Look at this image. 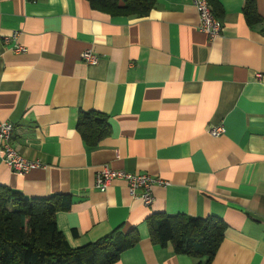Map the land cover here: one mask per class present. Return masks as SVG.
<instances>
[{
    "label": "crops",
    "instance_id": "crops-1",
    "mask_svg": "<svg viewBox=\"0 0 264 264\" xmlns=\"http://www.w3.org/2000/svg\"><path fill=\"white\" fill-rule=\"evenodd\" d=\"M253 1V24L245 0L209 2L223 26L209 40L189 0H156L143 17L86 0H0V121L14 124L19 153L43 164L18 175L0 153V185L69 195L55 222L72 248L134 228L138 242L115 264H194L151 242L154 213L218 217L226 229L210 264H264V0ZM85 50L96 64L80 59ZM82 111L107 117L109 135L92 148L76 130ZM217 125L224 132L210 136ZM102 166L165 183L145 206L123 181L95 189Z\"/></svg>",
    "mask_w": 264,
    "mask_h": 264
},
{
    "label": "trees",
    "instance_id": "trees-1",
    "mask_svg": "<svg viewBox=\"0 0 264 264\" xmlns=\"http://www.w3.org/2000/svg\"><path fill=\"white\" fill-rule=\"evenodd\" d=\"M92 9L111 16L143 17L156 0H86ZM215 6L214 0H208ZM242 13L248 24L260 18L253 0H245ZM76 130L89 148L109 135L106 115L80 112ZM71 198L55 194L27 198L0 185V264H115L120 253L134 246L139 236L121 226L94 242L72 248L58 230L55 214L68 210ZM149 238L155 245L170 244L174 253L188 255L194 264H210L223 238L226 224L218 217L154 213L147 217Z\"/></svg>",
    "mask_w": 264,
    "mask_h": 264
},
{
    "label": "built area",
    "instance_id": "built-area-1",
    "mask_svg": "<svg viewBox=\"0 0 264 264\" xmlns=\"http://www.w3.org/2000/svg\"><path fill=\"white\" fill-rule=\"evenodd\" d=\"M198 15V29L204 32L209 40H214L221 35L222 23L213 14L208 0H189ZM4 40H8L5 37ZM15 53L26 51L24 46L15 44L11 47ZM80 59L86 64L94 65L98 57L90 50L81 52ZM14 131V124L9 121H0V153L4 164L18 175L26 174L32 170L43 167L37 160H29L22 156L11 144V137ZM207 132L212 137H217L224 132L222 125L209 126ZM113 180L125 182L131 197L138 198L145 206L153 202L152 188L154 185H162L165 182L154 178L146 173H132L121 169H112L102 166L95 174L94 188L104 192Z\"/></svg>",
    "mask_w": 264,
    "mask_h": 264
}]
</instances>
